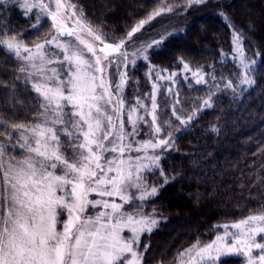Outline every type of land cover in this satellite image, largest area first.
Wrapping results in <instances>:
<instances>
[{
	"label": "snow or ice",
	"instance_id": "6c2138e0",
	"mask_svg": "<svg viewBox=\"0 0 264 264\" xmlns=\"http://www.w3.org/2000/svg\"><path fill=\"white\" fill-rule=\"evenodd\" d=\"M13 2L34 19L38 32L50 21V36L29 45L19 33L0 30V49L18 61L16 79L36 101L24 109L31 119L0 114V264H144L148 246L141 250L140 239L159 225L155 209L145 208L163 187L149 184L147 176L155 170L164 176L162 153L174 140L163 126L170 128L171 120H161L160 85L153 81L151 93L128 101L126 69L136 58L147 61V50L163 45L167 36L132 52L126 45L173 7L155 9L123 39L108 42L115 38L93 26L72 0ZM207 2L186 0L184 8ZM6 3L0 0V7ZM232 34L236 84L221 80L235 93L255 83L257 61L248 59L235 28ZM178 62L196 84L208 83L203 70H193L183 58ZM162 72L167 69L152 66L148 75L175 82L178 73ZM213 87L219 90V84ZM215 94L210 90L203 107H212ZM174 96L171 114L187 126L200 109L182 117L176 107L179 93ZM145 128L147 138L137 139ZM216 228L222 231L213 240H197L178 252L176 264H222L221 258L229 256L241 258L242 264H264V210Z\"/></svg>",
	"mask_w": 264,
	"mask_h": 264
},
{
	"label": "trees",
	"instance_id": "16d2710c",
	"mask_svg": "<svg viewBox=\"0 0 264 264\" xmlns=\"http://www.w3.org/2000/svg\"><path fill=\"white\" fill-rule=\"evenodd\" d=\"M72 3L106 37L115 38L108 42L123 39L155 9L165 4L173 7L172 12L145 24L126 45L134 49L161 35L167 36L163 45L148 49L147 61L137 58L135 65L126 69L125 99L144 97L152 92L153 81L157 82L161 120L167 118L172 122L170 128L163 126L165 131L175 134L172 148L161 159L168 182L164 183L159 170L147 176L149 184L155 179V185L163 187L146 206L148 212L155 209L159 225L143 237L144 246H148L144 264H174L177 253L197 240H213L222 231L217 225L264 210V0H208L204 5L187 9L186 0H72ZM22 12L13 0H7L0 7V30L19 33L29 45L50 34L47 20L38 32L32 27L34 19ZM219 13H224L227 20ZM233 28L243 38L248 59L257 61L252 72L255 83L238 88L235 93L225 89L221 80V77L232 79L236 84ZM179 58L193 70H203L208 83L196 84L180 77ZM152 66L167 69L161 73L165 76L178 73L174 77L177 81L174 92L167 91L172 82L149 77ZM17 67L18 61L0 49V114L5 119L27 120L32 113L24 109L36 101L34 94L16 79L21 75ZM211 76L217 80L213 82ZM214 83L219 84V90L213 87ZM210 90L216 93L212 96V107L200 106ZM174 93H179L180 107H176L182 115L187 113L182 103L190 112L200 109L187 126L171 114ZM147 131L145 128L137 138L146 139ZM151 175L155 177L152 179ZM221 260L222 264H242L239 257Z\"/></svg>",
	"mask_w": 264,
	"mask_h": 264
},
{
	"label": "rangeland",
	"instance_id": "374dc122",
	"mask_svg": "<svg viewBox=\"0 0 264 264\" xmlns=\"http://www.w3.org/2000/svg\"><path fill=\"white\" fill-rule=\"evenodd\" d=\"M47 22H48V26H49V28H50V21H48L47 20ZM50 36V34L47 36V37H45V38H48ZM44 38V39H45ZM44 39H42V40H40V41H38V42H41V41H43ZM37 42V43H38ZM141 46H143V45H141ZM140 46V47H141ZM136 49V47L134 48V49H128L129 50V52H132V51H134ZM147 54H148V50H147ZM234 54L236 55V53H235V50H234ZM137 59V58H136ZM140 59V58H139ZM250 59H254V58H250ZM180 71H179V73H180V77H182V78H184L187 82H195V77L192 75V72H186V71H184V69H183V67H182V65H180ZM174 80H175V82H172V84L173 85H170V87L169 88H171L172 89V91L174 92V85H175V83H177V81H176V78H174ZM196 83V82H195ZM169 101H171V99L169 100ZM174 102H175V100H174ZM182 105V108L185 110V112H187L186 114H183L182 115V113H179L182 117H186L187 115H189V114H191L192 112H190V110L188 109V108H186L185 107V104H181ZM178 107H180V104H178L177 105ZM200 106H202V103H201V105ZM173 136L172 137H175L174 135L175 134H172ZM138 139V138H137ZM165 152H167V150L166 151H164L163 153H162V157H163V155H164V153ZM152 176V179L155 177V175H151ZM150 184H156L155 183V179H153V181L150 183ZM145 211H147V209L145 208ZM156 216H157V218H158V215L156 214ZM62 219H63V217H62ZM147 234V233H146ZM125 235H128V233L126 232L125 233ZM145 235V234H144ZM144 235L141 237V239H140V246H141V250H143V248H144V241H143V237H144ZM146 254V253H145ZM144 254V262H145V258H146V255ZM154 264H164V263H160V262H156V263H154ZM174 264H176V263H174Z\"/></svg>",
	"mask_w": 264,
	"mask_h": 264
}]
</instances>
